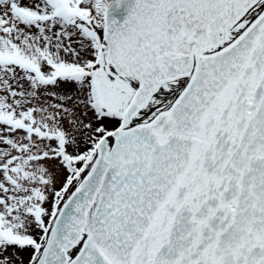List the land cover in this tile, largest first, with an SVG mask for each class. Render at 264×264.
Segmentation results:
<instances>
[{
	"label": "snow or ice",
	"instance_id": "1",
	"mask_svg": "<svg viewBox=\"0 0 264 264\" xmlns=\"http://www.w3.org/2000/svg\"><path fill=\"white\" fill-rule=\"evenodd\" d=\"M0 264H264V0H0Z\"/></svg>",
	"mask_w": 264,
	"mask_h": 264
}]
</instances>
